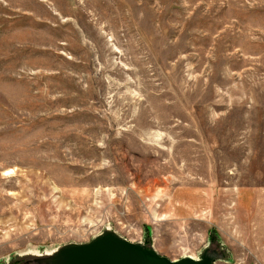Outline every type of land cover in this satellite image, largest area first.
I'll use <instances>...</instances> for the list:
<instances>
[{"label":"rangeland","instance_id":"obj_1","mask_svg":"<svg viewBox=\"0 0 264 264\" xmlns=\"http://www.w3.org/2000/svg\"><path fill=\"white\" fill-rule=\"evenodd\" d=\"M108 232L264 264V0H0V264Z\"/></svg>","mask_w":264,"mask_h":264},{"label":"water","instance_id":"obj_2","mask_svg":"<svg viewBox=\"0 0 264 264\" xmlns=\"http://www.w3.org/2000/svg\"><path fill=\"white\" fill-rule=\"evenodd\" d=\"M215 258L211 254H202L197 258L171 259L108 232L90 242L67 245L54 259L37 260L36 264H213Z\"/></svg>","mask_w":264,"mask_h":264}]
</instances>
